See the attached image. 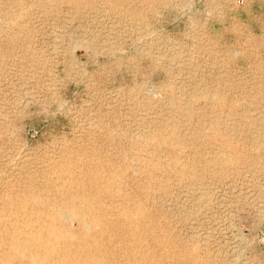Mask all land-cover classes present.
<instances>
[{
	"label": "rangeland",
	"instance_id": "obj_1",
	"mask_svg": "<svg viewBox=\"0 0 264 264\" xmlns=\"http://www.w3.org/2000/svg\"><path fill=\"white\" fill-rule=\"evenodd\" d=\"M9 263L264 264V0H0Z\"/></svg>",
	"mask_w": 264,
	"mask_h": 264
},
{
	"label": "bare ground",
	"instance_id": "obj_2",
	"mask_svg": "<svg viewBox=\"0 0 264 264\" xmlns=\"http://www.w3.org/2000/svg\"><path fill=\"white\" fill-rule=\"evenodd\" d=\"M189 110V109H188ZM97 159V158H96ZM64 165V164H63ZM66 166V165H65ZM70 167V166H69ZM66 168V167H65ZM71 168V167H70ZM64 169V168H63ZM114 173V172H113ZM116 173V172H115ZM34 176V175H33ZM79 176V175H78ZM92 176V175H91ZM107 177H108V175H107ZM63 178V177H62ZM78 178V177H77ZM120 180V179H119ZM120 181H122V180H120ZM70 185V184H69ZM110 185H112V184H110ZM82 187V186H81ZM89 188V187H88ZM60 191V190H59ZM78 191V190H77ZM114 191H115V189H114ZM7 198H8V196H7ZM16 201V200H15ZM37 202V201H36ZM38 203V202H37ZM124 203V202H123ZM44 205V204H43ZM72 206V205H71ZM111 206V205H110ZM112 208V207H111ZM123 209V208H122ZM51 213V212H50ZM2 214V213H1ZM69 214V213H68ZM73 216H76V217H78L77 216V214H75V213H73ZM67 217V216H66ZM112 217V216H111ZM68 219V218H67ZM66 219V220H67ZM75 219V218H74ZM74 219H72V220H74ZM78 219H79V217H78ZM44 221V220H43ZM50 221V220H49ZM49 221H48V223H49ZM9 222V221H8ZM3 224H5V223H3ZM39 224H41L40 222H39ZM54 225V224H53ZM86 225V224H85ZM88 226H89V224H88ZM48 227V226H47ZM36 229H38V228H36ZM65 229V228H64ZM31 230V229H30ZM63 232H65V230L63 231ZM10 233H11V231H10ZM50 233V232H49ZM58 233V232H57ZM69 233H70V231H69ZM52 234V233H51ZM56 235V234H55ZM69 235V234H68ZM23 240V239H22ZM25 241V240H24ZM47 241V240H46ZM68 241H69V238H68ZM66 244V243H65ZM38 246V245H37ZM67 246V245H66ZM11 249H12V247H11ZM10 249V250H11ZM34 249V248H33ZM13 251V250H12ZM41 251V250H40ZM43 251V250H42ZM21 252V251H20ZM22 252H24L25 253V250L24 251H22ZM9 254H11V253H9ZM29 254V253H28ZM96 255V254H95ZM87 256V255H86ZM26 258H29V257H27L26 256ZM88 259V258H87ZM29 260H31V259H29ZM53 260V259H52ZM35 262V261H34ZM33 262V263H34ZM135 262H136V260H135ZM38 263H39V261H38ZM10 264V263H9ZM64 264V263H63Z\"/></svg>",
	"mask_w": 264,
	"mask_h": 264
}]
</instances>
